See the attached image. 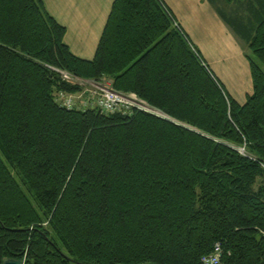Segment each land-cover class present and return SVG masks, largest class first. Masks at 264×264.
<instances>
[{"label": "trees", "instance_id": "16d2710c", "mask_svg": "<svg viewBox=\"0 0 264 264\" xmlns=\"http://www.w3.org/2000/svg\"><path fill=\"white\" fill-rule=\"evenodd\" d=\"M207 1L250 51L243 102L162 0H113L89 60L0 0V263L264 264V0ZM79 80L150 109L64 107Z\"/></svg>", "mask_w": 264, "mask_h": 264}, {"label": "rangeland", "instance_id": "374dc122", "mask_svg": "<svg viewBox=\"0 0 264 264\" xmlns=\"http://www.w3.org/2000/svg\"><path fill=\"white\" fill-rule=\"evenodd\" d=\"M216 3H218V6L221 5L220 1ZM192 4L193 11L190 15H192L193 19L191 18L189 25L197 31L199 37H202V34H204L202 38L205 42L207 59L201 54L202 58L209 66L211 64L210 67H213L212 71L214 69L218 74L219 79L233 98L243 101L245 94L250 91L248 89L251 86L247 58V54L250 55L248 47L223 23L218 14H216L212 4H208V8L202 10V7H199L201 4L199 1L193 0ZM187 6L189 7V4ZM195 16L198 17L195 19ZM61 74L63 75V73ZM68 80L74 82L73 78ZM77 82L83 84V88L77 93L69 94L73 98V106L76 108H81L80 103L83 102L82 100L88 99L87 93L96 87L92 85L99 87L106 86V80H102L101 83L104 84L101 85L92 80L90 82L82 80ZM141 104L142 109L147 108L149 110L147 105Z\"/></svg>", "mask_w": 264, "mask_h": 264}, {"label": "crops", "instance_id": "0c3cea01", "mask_svg": "<svg viewBox=\"0 0 264 264\" xmlns=\"http://www.w3.org/2000/svg\"><path fill=\"white\" fill-rule=\"evenodd\" d=\"M42 1L45 11H47L53 19H55L59 24H61L65 28L66 33L64 35L63 41L68 45L70 51L77 57H80L85 60H89L90 58H92L94 55V50L98 44L99 36L103 31L102 29L106 23V18L111 9L110 6L113 0ZM162 1L163 3H165V5H168L173 16L176 17L181 27H183L186 35L190 38L193 45L198 48L202 56L207 59L204 45L205 42L202 38L204 34H202V37H199L197 31L195 29H192V27L189 25L191 18L193 19L192 15H190L193 11V0ZM196 1H199V3H201L199 6L202 7L201 10L207 9L208 4H211L207 0H203V2H201V0ZM188 4L189 7L187 6ZM197 17L195 16L194 18L196 19ZM210 68L212 69L213 67ZM214 73L219 79L218 74L215 71ZM101 84L102 83H98V85ZM250 89L251 86L248 90Z\"/></svg>", "mask_w": 264, "mask_h": 264}, {"label": "built area", "instance_id": "2783aa9c", "mask_svg": "<svg viewBox=\"0 0 264 264\" xmlns=\"http://www.w3.org/2000/svg\"><path fill=\"white\" fill-rule=\"evenodd\" d=\"M66 80L72 78L69 74L62 72ZM88 99L82 100L80 103L81 108L95 106L104 112L128 111L132 107L143 108L140 99L131 93L121 94L111 90L107 85L105 87L96 86L94 89L87 93ZM56 99L66 108L73 106V98L69 94L58 92ZM137 101V105H136ZM141 101V102H140ZM144 104V103H143ZM74 107V106H73ZM218 246L215 245L214 251L207 257L202 258V264H219Z\"/></svg>", "mask_w": 264, "mask_h": 264}, {"label": "water", "instance_id": "95a60500", "mask_svg": "<svg viewBox=\"0 0 264 264\" xmlns=\"http://www.w3.org/2000/svg\"><path fill=\"white\" fill-rule=\"evenodd\" d=\"M149 108V107H148ZM150 109V108H149ZM157 115L161 114L159 111L153 110ZM0 264H22V260H17L14 258H3Z\"/></svg>", "mask_w": 264, "mask_h": 264}]
</instances>
